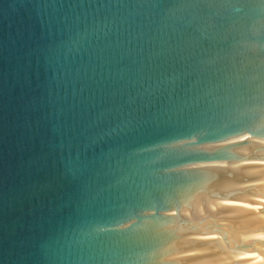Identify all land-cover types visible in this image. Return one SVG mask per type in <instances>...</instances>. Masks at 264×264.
<instances>
[{"label": "water", "instance_id": "obj_1", "mask_svg": "<svg viewBox=\"0 0 264 264\" xmlns=\"http://www.w3.org/2000/svg\"><path fill=\"white\" fill-rule=\"evenodd\" d=\"M0 264H264V0H0Z\"/></svg>", "mask_w": 264, "mask_h": 264}]
</instances>
